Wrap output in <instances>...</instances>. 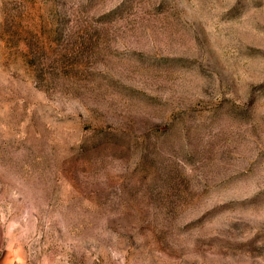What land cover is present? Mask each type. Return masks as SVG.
Wrapping results in <instances>:
<instances>
[{
  "label": "rangeland",
  "instance_id": "obj_1",
  "mask_svg": "<svg viewBox=\"0 0 264 264\" xmlns=\"http://www.w3.org/2000/svg\"><path fill=\"white\" fill-rule=\"evenodd\" d=\"M0 264H264V0H0Z\"/></svg>",
  "mask_w": 264,
  "mask_h": 264
}]
</instances>
